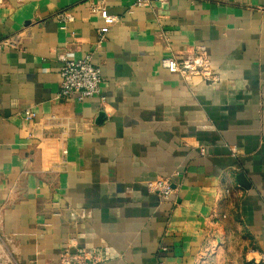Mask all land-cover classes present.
I'll use <instances>...</instances> for the list:
<instances>
[{"label": "crops", "instance_id": "0c3cea01", "mask_svg": "<svg viewBox=\"0 0 264 264\" xmlns=\"http://www.w3.org/2000/svg\"><path fill=\"white\" fill-rule=\"evenodd\" d=\"M134 1L0 4V264H59L65 249L92 264L264 252V0ZM197 49L211 79L163 65ZM89 54L105 99L56 98L60 55ZM158 177L175 204L150 191Z\"/></svg>", "mask_w": 264, "mask_h": 264}, {"label": "built area", "instance_id": "2783aa9c", "mask_svg": "<svg viewBox=\"0 0 264 264\" xmlns=\"http://www.w3.org/2000/svg\"><path fill=\"white\" fill-rule=\"evenodd\" d=\"M22 1V0H20ZM153 1L166 2L167 0H135L134 5L147 6ZM3 0H0V4ZM97 10L104 19L105 24L111 25L117 21L115 14L109 13L106 7H97ZM59 20L63 22L75 19L73 13L62 10L57 14ZM105 32L101 33V37ZM16 41L6 40L3 43L15 44ZM2 42L0 43V47ZM62 64L60 66L61 84L56 98L69 97L77 94L79 98L92 97L100 95L104 100L105 96L101 93V83L103 80L100 67L92 62L91 55L77 60L67 59L64 55H60ZM163 65L171 72L180 73L183 77L191 78L193 75H202L207 79H211L210 60L204 49H197L191 57L176 58L165 57ZM35 113L30 111L25 115L26 120H32ZM150 191L156 193L163 203L175 204L176 188L173 182L166 177H158L148 182ZM59 264H92L91 259L86 254L74 255L69 250L63 251ZM254 264H264V252L254 259Z\"/></svg>", "mask_w": 264, "mask_h": 264}, {"label": "water", "instance_id": "95a60500", "mask_svg": "<svg viewBox=\"0 0 264 264\" xmlns=\"http://www.w3.org/2000/svg\"><path fill=\"white\" fill-rule=\"evenodd\" d=\"M240 179H242V180H244V181L246 180V179L244 178V176H240Z\"/></svg>", "mask_w": 264, "mask_h": 264}]
</instances>
